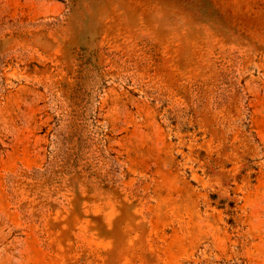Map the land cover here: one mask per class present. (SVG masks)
<instances>
[{
    "label": "rangeland",
    "instance_id": "rangeland-1",
    "mask_svg": "<svg viewBox=\"0 0 264 264\" xmlns=\"http://www.w3.org/2000/svg\"><path fill=\"white\" fill-rule=\"evenodd\" d=\"M0 264H264V0H0Z\"/></svg>",
    "mask_w": 264,
    "mask_h": 264
}]
</instances>
